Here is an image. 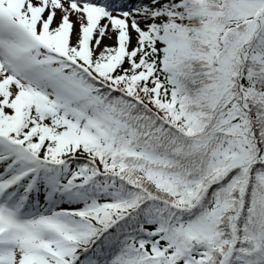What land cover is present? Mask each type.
I'll list each match as a JSON object with an SVG mask.
<instances>
[{
  "label": "snow or ice",
  "instance_id": "6c2138e0",
  "mask_svg": "<svg viewBox=\"0 0 264 264\" xmlns=\"http://www.w3.org/2000/svg\"><path fill=\"white\" fill-rule=\"evenodd\" d=\"M0 264H264V0H0Z\"/></svg>",
  "mask_w": 264,
  "mask_h": 264
}]
</instances>
